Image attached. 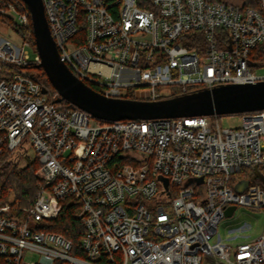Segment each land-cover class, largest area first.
<instances>
[{
  "label": "built area",
  "instance_id": "1",
  "mask_svg": "<svg viewBox=\"0 0 264 264\" xmlns=\"http://www.w3.org/2000/svg\"><path fill=\"white\" fill-rule=\"evenodd\" d=\"M246 1L43 3L77 76L108 97L159 100L264 80L250 60L264 45V0ZM0 16L18 26L32 18L24 0H0ZM82 18L86 39L75 45ZM16 34L20 43L0 38V172L17 168L32 148L36 159L27 165L38 162L39 184L27 206L13 189L0 192V264H202L204 255L264 264V225L252 238L242 233L248 223L226 239L219 233L232 205L264 212V109L240 113L239 128L222 127L218 115L96 118L47 96L46 82L31 72L41 58ZM159 176L168 178L170 198L160 194ZM240 180L248 182L241 192ZM67 199L85 227L83 255L47 229Z\"/></svg>",
  "mask_w": 264,
  "mask_h": 264
},
{
  "label": "water",
  "instance_id": "2",
  "mask_svg": "<svg viewBox=\"0 0 264 264\" xmlns=\"http://www.w3.org/2000/svg\"><path fill=\"white\" fill-rule=\"evenodd\" d=\"M31 12L35 50L41 58V67L58 92L57 102L68 100L85 109L94 117L104 120L150 119L198 115H227L264 109V80L255 83H233L214 88H202L159 100L108 97L77 76L62 59L58 45L51 34L43 0H24ZM258 171V170H257ZM168 195L169 180L159 176ZM203 179H198L202 182ZM248 182L240 180L235 188L241 192ZM236 206L225 211L232 216Z\"/></svg>",
  "mask_w": 264,
  "mask_h": 264
},
{
  "label": "trees",
  "instance_id": "3",
  "mask_svg": "<svg viewBox=\"0 0 264 264\" xmlns=\"http://www.w3.org/2000/svg\"><path fill=\"white\" fill-rule=\"evenodd\" d=\"M246 4L257 6L256 1L247 0ZM0 18L9 23L12 29L18 33L20 36L27 38L35 48V39L34 31L32 25V18H30L29 23L25 26H18L12 21L8 20L6 17L0 16ZM79 31L76 35L71 38V42L75 45H81L85 42L86 31L83 22V18L79 22ZM190 47H194L193 44H187ZM250 60L253 64H262L264 63V45H258L251 51ZM41 73L38 75V78L44 82L50 84L46 73L41 68ZM87 84L92 86L94 89L101 91V88L91 81H86ZM53 87V86H52ZM200 88L192 87L188 92H194ZM183 94L182 92L177 91L174 96ZM132 97V96H130ZM38 162H32L29 165L16 170L13 168L11 170H6L0 172V192L4 196L7 194L8 189H13L15 195L21 199L22 205L27 206L30 204L31 200L35 196L39 184V179L35 174V171L38 169ZM175 193V191L173 190ZM79 212V207L77 202L73 199H67L63 201L61 211L58 217L52 221L47 226V229L56 233H60L64 237L70 239L73 243V252L76 254L83 255L81 249V239L85 233V227L81 221L76 217V213Z\"/></svg>",
  "mask_w": 264,
  "mask_h": 264
},
{
  "label": "rangeland",
  "instance_id": "4",
  "mask_svg": "<svg viewBox=\"0 0 264 264\" xmlns=\"http://www.w3.org/2000/svg\"><path fill=\"white\" fill-rule=\"evenodd\" d=\"M10 20V19H8ZM11 21V20H10ZM0 38L11 39L15 43H20V37L15 33L9 23L3 21L0 18ZM28 40V39H27ZM31 43V42H30ZM25 49L29 51L31 56L35 55V48L32 45H25ZM259 75L264 76V63L257 64L253 68ZM40 68H32L31 72L38 77L41 73ZM48 89L46 91L47 96L52 99H57L59 97L58 92L52 87L50 84L46 83ZM174 92V90H172ZM222 127L225 128H239L242 124V117L240 114H227L221 115L219 118ZM36 159V152L31 148L28 150L26 154L25 160H20L18 167L16 170H20L21 168L27 166V163L30 161H34ZM6 170H10V167ZM246 223L251 225L248 227V230H244L243 235H248L250 238L257 237L261 234L263 225H264V212L262 210H254L248 207H238L234 214L229 217H224L219 224V233L223 238H228L234 230L239 229L244 226ZM242 239V238H241ZM36 258V256L28 255L27 259L32 260ZM202 264H225L223 261H217L211 256L204 255Z\"/></svg>",
  "mask_w": 264,
  "mask_h": 264
}]
</instances>
